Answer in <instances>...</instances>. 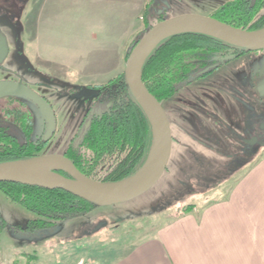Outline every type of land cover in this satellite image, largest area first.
<instances>
[{
  "label": "rangeland",
  "instance_id": "1",
  "mask_svg": "<svg viewBox=\"0 0 264 264\" xmlns=\"http://www.w3.org/2000/svg\"><path fill=\"white\" fill-rule=\"evenodd\" d=\"M229 1L151 0L150 22L154 26L160 17L188 14L213 17ZM31 11V0H0V32L9 48L0 65V80L24 77L34 91L48 97L57 129L40 156L63 155L88 111L99 113L98 86H86L80 80L82 58L88 57L82 54L81 44L51 49L40 28L38 46L32 48L34 36L27 27ZM256 18L252 26L264 23V8ZM41 58L53 59L57 67L42 66L37 61ZM66 72L78 76H62ZM263 79L264 50L244 51L165 102L173 134L168 168L151 190L130 202L97 206L84 216L57 223L52 230L31 234L26 228L37 216L11 202L0 190L2 264H10L8 260L27 264V256L34 255L38 260L29 264L110 263L186 208L203 207L226 195L233 181L245 175L264 152L261 146L250 155L241 151L249 118L264 119V96L258 90ZM4 105L0 102V110ZM28 105L34 116L35 139L45 138V115L35 105Z\"/></svg>",
  "mask_w": 264,
  "mask_h": 264
},
{
  "label": "trees",
  "instance_id": "2",
  "mask_svg": "<svg viewBox=\"0 0 264 264\" xmlns=\"http://www.w3.org/2000/svg\"><path fill=\"white\" fill-rule=\"evenodd\" d=\"M150 4L142 18L144 33L151 29ZM264 8V0H231L222 5L215 19L238 29L258 31L263 24L251 25ZM162 17L159 22L163 21ZM140 39L136 40L131 50ZM244 49L222 40L197 33L170 37L149 55L142 70L143 82L151 94L163 104L196 80L240 56ZM96 106L99 113L88 111L77 132L68 143L64 156L69 158L85 176L103 183H115L137 174L149 159L155 143L153 124L128 88L125 74L108 84L98 86ZM17 103L16 108H24ZM164 107V106H163ZM49 142L34 134L10 136L0 131V164L40 156ZM108 166L105 175H101ZM65 178L70 176L57 171ZM1 192L13 203L35 214L26 230L31 234L52 230L67 219L84 216L97 205L62 190H46L12 183H1ZM190 206L182 214L193 211ZM4 222L0 221V229ZM34 263L37 255L27 256Z\"/></svg>",
  "mask_w": 264,
  "mask_h": 264
},
{
  "label": "crops",
  "instance_id": "3",
  "mask_svg": "<svg viewBox=\"0 0 264 264\" xmlns=\"http://www.w3.org/2000/svg\"><path fill=\"white\" fill-rule=\"evenodd\" d=\"M37 2L31 0L27 22L34 36L32 48L40 28L51 49L81 44L88 56L82 58V84L103 86L125 71L126 56L143 32L142 18L151 0H41L36 8ZM37 61L52 70L57 67L53 59ZM62 76L76 79L78 74ZM105 264H264V152L226 195L172 217L153 236Z\"/></svg>",
  "mask_w": 264,
  "mask_h": 264
},
{
  "label": "water",
  "instance_id": "4",
  "mask_svg": "<svg viewBox=\"0 0 264 264\" xmlns=\"http://www.w3.org/2000/svg\"><path fill=\"white\" fill-rule=\"evenodd\" d=\"M185 33L217 38L247 51L264 50V29L247 31L223 23L214 17L196 14L176 16L159 22L152 26L133 47L125 69L128 88L146 111L154 127V147L142 169L126 180L103 183L82 174L64 155H44L0 164V184L12 183L46 190H62L97 206L130 202L151 190L168 168L173 149V134L164 107L143 82L142 70L147 58L160 43ZM7 54V41L0 32V63ZM258 90L264 96V79L259 84ZM8 96H23L45 113L49 125L45 142L55 135L56 116L52 106L45 99L20 83L1 82L0 99ZM152 158V163L149 164ZM57 171L66 172L70 178L62 177ZM43 172L51 173L56 180L47 182L40 179L39 175Z\"/></svg>",
  "mask_w": 264,
  "mask_h": 264
},
{
  "label": "flooded vegetation",
  "instance_id": "5",
  "mask_svg": "<svg viewBox=\"0 0 264 264\" xmlns=\"http://www.w3.org/2000/svg\"><path fill=\"white\" fill-rule=\"evenodd\" d=\"M27 1H29V0H27ZM23 11H24V9H23ZM7 46H8V44H7ZM8 54H9V48H8ZM8 54H7V56H8ZM6 58L0 63V65L6 60ZM31 70L33 71L34 69L32 68V69H30V71ZM213 71H211V72H213ZM210 73H208V74H210ZM26 80L27 79L24 77L12 76L11 78H7L5 80H0V83L1 82L20 83L23 86L32 90L33 92L37 93L36 91L33 90V88L30 86V84H28L26 82ZM37 94L40 95L43 99H45L53 108V105L50 103L47 96L41 95L39 93H37ZM0 102H4V104H5L4 107L0 110V131H2L4 134L10 135V136L23 135V134H35L36 133L35 132V126H34V116H33V113L30 110L29 105H28L29 103H31L32 105H35L34 103H32L30 100H28L27 98H25L23 96L4 97V98L0 99ZM17 103L24 104V105H22L24 108H22L21 111L17 110V108H16ZM36 108H38V107L36 106ZM39 110L45 115V113L41 109H39ZM53 111H54V108H53ZM54 113H55V111H54ZM45 118H46V126H44V128L46 127L47 132H48L49 125H48L46 115H45ZM247 126L250 128L247 130L248 131L247 138L242 141L243 148L241 149V151H242L243 155H250L253 153V151L255 150L256 147H258V146L263 147V145H264V119H260L259 121H257L256 119L254 120L253 118H249ZM56 129H57V124H56ZM55 133H56V131H55ZM249 142H251V143H249Z\"/></svg>",
  "mask_w": 264,
  "mask_h": 264
},
{
  "label": "bare ground",
  "instance_id": "6",
  "mask_svg": "<svg viewBox=\"0 0 264 264\" xmlns=\"http://www.w3.org/2000/svg\"><path fill=\"white\" fill-rule=\"evenodd\" d=\"M154 157V156H153ZM152 160L153 158L150 160V163H152ZM40 179L44 180V181H47V182H53L56 180V178L49 172H43L42 174L39 175ZM97 202H103V201H100V200H96Z\"/></svg>",
  "mask_w": 264,
  "mask_h": 264
}]
</instances>
